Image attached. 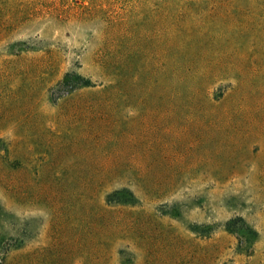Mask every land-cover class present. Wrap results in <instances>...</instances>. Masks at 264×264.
Instances as JSON below:
<instances>
[{
  "label": "rangeland",
  "instance_id": "374dc122",
  "mask_svg": "<svg viewBox=\"0 0 264 264\" xmlns=\"http://www.w3.org/2000/svg\"><path fill=\"white\" fill-rule=\"evenodd\" d=\"M0 264H264V0H0Z\"/></svg>",
  "mask_w": 264,
  "mask_h": 264
},
{
  "label": "trees",
  "instance_id": "16d2710c",
  "mask_svg": "<svg viewBox=\"0 0 264 264\" xmlns=\"http://www.w3.org/2000/svg\"><path fill=\"white\" fill-rule=\"evenodd\" d=\"M94 84L91 81V79L83 77L79 74H76L74 72H68L64 75V77L58 81L54 89H57L59 92V97L61 98L64 95H69L71 93H74L81 89H91L94 88ZM102 92L99 93H93V97L91 100L95 103L97 102H110V97H113L114 88L113 86L109 85L108 87H105ZM103 92L106 94L103 95ZM117 202V201H113ZM229 225V224H228Z\"/></svg>",
  "mask_w": 264,
  "mask_h": 264
}]
</instances>
